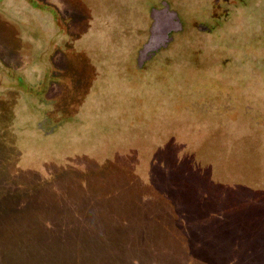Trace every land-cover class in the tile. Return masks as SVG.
I'll use <instances>...</instances> for the list:
<instances>
[{
    "label": "rangeland",
    "instance_id": "obj_1",
    "mask_svg": "<svg viewBox=\"0 0 264 264\" xmlns=\"http://www.w3.org/2000/svg\"><path fill=\"white\" fill-rule=\"evenodd\" d=\"M153 1L0 0V165L7 161V168L24 146L28 159L14 167L13 181L31 169L37 171L27 161L39 157L47 163L52 160L51 152L59 149V155L65 154L64 161L56 159L47 170L71 160L74 177L88 173L85 178L92 188L123 186L137 177L173 181L184 174L188 180L195 175L202 193L211 189L207 195H213V190H219L226 196L224 202L248 205L250 215L246 214L245 220L241 215L230 220L237 230L230 229V240L240 244L243 238L254 253L264 250V209L258 207L264 203V0H245L247 8L231 14L218 32L188 27L175 36L184 39L182 42L174 39L166 50L139 66L138 52L149 34L146 9ZM173 1L188 22L191 18L199 22L209 19L211 0ZM40 79L43 82L36 84ZM28 84L42 85L43 91L50 85L48 90L58 100L68 88L77 92L79 84L87 87L89 102L85 96L71 97L70 102L79 103L77 107L55 101L48 109L58 121L60 113L68 114L66 108L82 116L89 106L97 111L99 103L102 110L97 124L84 133L73 135L65 129L44 138L42 133L51 120L39 122L42 133L31 132V139L23 144L21 138L26 134L16 133L26 111L25 100L32 104L24 96V91L30 92ZM50 92L46 98H51ZM96 96L98 103L93 106ZM184 160L186 169L192 165L199 170L182 174L180 163ZM217 179L219 183L213 185ZM58 183L63 191L72 188L66 176ZM35 187L38 185L25 186L20 191L22 200H27ZM131 187L137 188L136 180ZM244 189L246 196L239 194ZM73 194L65 196L67 203L84 200ZM7 200L0 197V204ZM223 201L214 204L212 211L223 207ZM27 207L1 221L0 238L21 243L18 249L22 255L1 256L0 264H23L25 253L33 254L29 260H34L26 259L25 264H41L38 258L48 250L39 245L31 250L26 247L31 222L36 221L27 216L31 211ZM4 209L0 206L1 212ZM239 221L248 223V231L243 233ZM99 250L103 249H94L95 255L103 253L108 260L118 251ZM172 251L166 264H187L185 255Z\"/></svg>",
    "mask_w": 264,
    "mask_h": 264
},
{
    "label": "trees",
    "instance_id": "obj_2",
    "mask_svg": "<svg viewBox=\"0 0 264 264\" xmlns=\"http://www.w3.org/2000/svg\"><path fill=\"white\" fill-rule=\"evenodd\" d=\"M20 72L22 70L18 73ZM54 77L57 76L54 75ZM35 81L36 84L43 82L41 79ZM28 86L30 92L24 91V96L32 104L25 100L27 102L26 111L24 110L23 121H18L22 125L18 127L16 133L17 135L22 133V136L26 134L27 137L21 138L23 144L29 142L31 132L33 135L42 133L43 129L38 124L39 122L51 120L48 121L51 122L49 128L42 133L44 138H47L65 129L67 133L70 132L73 135L80 131L86 132L87 128L91 130L100 118L99 111L102 108L97 96L93 104L95 106L98 103L97 111H92L89 106V112L82 116L66 108L68 114L60 113L59 116L62 118L54 121L57 120V116L53 110L48 109L50 105L55 104V101L63 106L75 103L74 107H77L79 103L70 102V99L85 96L84 100L87 101L91 95L87 87L79 84L80 88L77 92L68 88L63 92L64 98L58 100L56 94L49 91L50 85L49 90L46 89V91H43L42 85L28 84ZM48 92L52 95L51 98H46L45 95ZM102 94L106 95L103 91ZM30 116H34V119L29 118ZM67 136V139L71 140V137ZM12 143L13 140H11ZM25 148L23 146L18 154L19 159L16 158L14 162L10 160L11 164L9 161V165L7 164L9 170L6 171L7 161L5 165H0V197L8 199L5 204H0L2 208L5 207L2 212L0 211V225L4 224L2 220L6 221L7 217L22 212L28 205L27 210L31 209V211L27 212V216H30L29 219L34 217L36 221L31 222L33 227L28 230L30 236L25 243L30 250L37 245L48 249L41 253V259L38 258L41 264H166L169 262L167 257L172 250L179 255H185L187 264H264V250L261 249L262 238L258 243L261 250L256 253L251 251L249 242L243 243V238H240V244L230 240V236H233L232 232L229 233L230 229L233 232L237 231L231 226L234 222L230 220L237 215H241L239 218L245 220V215H250V211L246 212L248 205L224 202L223 199L226 196L221 195L219 190H213V195H207L211 189H208L205 194L202 193V187H196L198 177L192 175L188 180L184 174L189 169L194 172L199 168L190 165L186 169V160L180 163L184 177L182 175V178H175L173 181L163 180L162 177L161 180H144L137 177V179H128L123 186L92 188L85 178L88 173L81 178L74 177L76 170L70 166L73 165L71 160L58 162L59 168L47 170L48 164L56 159L64 161L65 154L59 155L62 153L59 149L58 152L56 150H54L55 153L51 152L52 160L47 163H43L44 160L39 157L35 161L33 159L31 162L27 161V164L30 163L37 171L33 172L31 169L30 172H25L21 179L13 181L11 173L13 174L14 167L18 166L20 161L28 159V148ZM68 162H70L69 165L66 164ZM64 164L68 166L62 167ZM204 175L209 174L205 172ZM63 176H66L72 183V188L66 191L58 187V182ZM135 180L137 188L132 189L131 186ZM214 181L213 185L219 183L218 179ZM13 185L14 187H11ZM27 185L31 188L38 185V188L35 187L26 195L27 200H22L23 195L20 191ZM75 192L84 200L77 204L67 203L65 196H72ZM239 194L247 195L245 189ZM222 201L224 202L223 207L212 211V206L222 204ZM258 207L264 209V203H260ZM71 216L78 218L70 219ZM263 217L264 212L261 215V218ZM239 222L243 233L248 231V223ZM223 238L229 239L223 241ZM4 241L5 238L1 237L0 247L5 249L0 251V258L11 254L14 258H17L18 254L22 255L18 249L21 243H12L10 239ZM73 245L77 246L73 247ZM107 248L118 249V251L114 250L110 256H115L119 262L111 257L109 260L105 259L103 253L95 255L94 249L104 251ZM201 252H206V255L202 257ZM32 255L25 253L23 264Z\"/></svg>",
    "mask_w": 264,
    "mask_h": 264
},
{
    "label": "flooded vegetation",
    "instance_id": "obj_3",
    "mask_svg": "<svg viewBox=\"0 0 264 264\" xmlns=\"http://www.w3.org/2000/svg\"><path fill=\"white\" fill-rule=\"evenodd\" d=\"M210 2L211 12L206 22H199L194 18L189 19L188 22L187 19L183 18L173 0H154L153 3L150 4V9H146L149 31L146 42L151 33L158 34L166 28L169 29L168 37L170 40L165 47H160L151 54L150 58L145 62L151 61L158 53L166 50L170 43L178 38H175V36L178 34L182 35L188 27L190 28L192 26L194 29H197V31H203L209 34L213 31L218 32L224 24L229 22L231 14H234L235 11L239 9L244 10L247 8L245 0H211ZM177 40L182 42L184 39L180 37Z\"/></svg>",
    "mask_w": 264,
    "mask_h": 264
},
{
    "label": "water",
    "instance_id": "obj_4",
    "mask_svg": "<svg viewBox=\"0 0 264 264\" xmlns=\"http://www.w3.org/2000/svg\"><path fill=\"white\" fill-rule=\"evenodd\" d=\"M169 29L166 28L160 31L158 34L151 33L147 42L138 52L137 64L140 66L143 62L148 60L156 50L160 47H165L169 42L170 38L168 37Z\"/></svg>",
    "mask_w": 264,
    "mask_h": 264
}]
</instances>
